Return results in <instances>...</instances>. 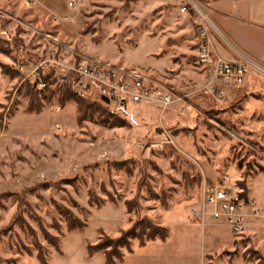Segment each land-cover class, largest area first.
I'll use <instances>...</instances> for the list:
<instances>
[{
    "label": "rangeland",
    "instance_id": "obj_1",
    "mask_svg": "<svg viewBox=\"0 0 264 264\" xmlns=\"http://www.w3.org/2000/svg\"><path fill=\"white\" fill-rule=\"evenodd\" d=\"M36 1L26 8L22 0H0V39H20L23 59L52 60L53 51L58 63L45 69L54 72L49 92L38 91L34 75L26 76L34 65L21 74L0 53V264L47 261L74 220L105 224L123 210L122 230L141 220L160 226L156 210L188 212L205 184H243L249 203L251 192L261 201L264 76L252 73L216 105L199 92L195 25L169 14V4L146 10L147 0H87L72 23L55 25L51 12L67 0ZM98 54L118 58L115 66L143 69L177 99L165 109L152 103L121 109L97 87L108 102L94 94L88 108L79 106L62 95L70 68ZM119 230L107 235L115 239ZM235 241L230 262L253 256L252 238L244 233Z\"/></svg>",
    "mask_w": 264,
    "mask_h": 264
},
{
    "label": "crops",
    "instance_id": "obj_2",
    "mask_svg": "<svg viewBox=\"0 0 264 264\" xmlns=\"http://www.w3.org/2000/svg\"><path fill=\"white\" fill-rule=\"evenodd\" d=\"M191 2L197 12L190 9L188 14H179L181 4ZM147 0L145 8L154 9L156 6L169 4V14L177 15L183 20L191 19L192 24L204 18L211 40V48L215 57L234 62L243 59L264 65V0ZM194 13L195 16H190ZM161 20V19H160ZM151 43H156V38L145 36ZM196 42V37L192 39ZM157 51H158V46ZM100 48V47H99ZM98 48V49H99ZM195 58L197 47L195 46ZM156 54V53H155ZM155 54H152L154 56ZM85 57V56H84ZM97 60L117 64L118 58L103 60L102 55L91 56ZM110 59V58H109ZM196 60V59H195ZM196 65V61L194 62ZM122 67L134 70L130 63ZM143 72V71H142ZM146 72V71H144ZM202 80L204 82V77ZM262 184L257 196L258 202L250 193L251 200L262 211L264 209V175L259 179ZM195 206H199L201 195ZM251 202V201H250ZM105 208V207H104ZM103 209V208H102ZM258 209V208H257ZM100 210V209H99ZM191 210V209H190ZM190 210L184 207H172L156 210L160 216V226L167 228L169 236L165 241H149L144 246L138 244L132 247L130 253H125L120 264H205V256L219 254L222 251H232L236 237L233 236L228 226L207 220L195 219ZM247 218L245 234L254 240V247L264 255V214H253L251 208H246ZM93 216V215H92ZM259 216V217H258ZM126 215L120 210V215L108 223H93L89 218L87 226L82 231H68L60 239V252H52L48 264H105L104 255L100 252L88 256L87 243L97 241L98 231L102 230L108 235H115L119 229L125 228ZM231 262L228 257L217 258L213 264H249L243 258Z\"/></svg>",
    "mask_w": 264,
    "mask_h": 264
},
{
    "label": "built area",
    "instance_id": "obj_3",
    "mask_svg": "<svg viewBox=\"0 0 264 264\" xmlns=\"http://www.w3.org/2000/svg\"><path fill=\"white\" fill-rule=\"evenodd\" d=\"M189 1V0H187ZM87 0H67L66 7L51 12V20L55 25L72 23L76 16L84 9ZM26 8H34L38 5L36 0H22ZM197 12V8L190 1L181 4L179 14H188L190 9ZM204 18L194 23L196 33V66L204 77L203 85L199 92L207 96L216 105L225 102L227 89H238L244 85L252 73L264 76V66L249 60L226 62L214 56L211 48V40L208 34ZM52 60L39 62L29 71L27 67H18L22 74L28 70L26 76L34 75L38 91L49 88L38 74L39 69L58 66L54 59L53 51L50 52ZM53 66V67H55ZM63 66V65H61ZM70 73L77 76V82L73 88L79 93H85L88 87H100L118 108H125L128 104H156L162 109L169 107L177 96L172 89L166 86L154 85L149 76L139 70L122 68L103 62L95 58L82 57L79 63L70 68ZM64 78H67L65 75ZM64 81V80H62ZM242 193L235 184H205L201 191L199 206L193 207L190 214L193 218L222 223L228 226L234 237L245 233L247 218L246 208L250 207L253 214L258 213L254 202L244 204L239 199Z\"/></svg>",
    "mask_w": 264,
    "mask_h": 264
},
{
    "label": "trees",
    "instance_id": "obj_4",
    "mask_svg": "<svg viewBox=\"0 0 264 264\" xmlns=\"http://www.w3.org/2000/svg\"><path fill=\"white\" fill-rule=\"evenodd\" d=\"M12 52H16V55L13 56L12 54L14 53ZM22 52H24V47L21 44L20 39L14 38L11 41L9 40L4 41L0 39V53H4V54L6 53L10 55L14 63H16L19 67H25L28 66L29 64L36 65L39 62H41L40 58L38 59L33 55H27L28 57H30L28 59L21 58ZM38 74L42 77L43 81H45L48 84L49 87L50 85L55 83V80L53 78V74H54L53 71H50L49 74H47L44 69H39ZM71 77L73 78L64 85V92L62 93V95L64 94L65 97L68 96L75 97L76 99H78L77 101L79 106H85L87 108L89 107L90 99L94 94L100 96V98L103 101L105 100L103 99V97H101L100 95L101 92H96L97 87L94 86L88 87L85 94L76 93L73 90V86L77 80V76L71 74ZM46 90L49 92V89ZM31 92L34 95H39L35 91L33 92L31 90ZM107 102L108 101H106V103ZM235 185L239 187L240 190L242 191V193L239 195V199L242 200L244 204H247L248 200L245 195L244 185L238 183ZM128 204L126 203V205ZM127 208H128L127 212H130L131 209L129 208V206H127ZM85 227H86V223L74 220L69 223L67 232L75 231V230L82 231L84 230ZM98 234H99V238L97 239V241L94 244L87 243L86 250L88 256H91L94 253H98V252L102 253L105 258V264H120L124 256V253L121 252V249L124 248L126 250L125 253H130L132 251V248L130 246L129 241L132 239L137 240L138 246L142 247L145 245L146 242L155 241V240L165 241L169 236V232L167 228L163 226H156L151 221H146V220H141L136 222L135 224H133L132 227H130L127 230H122V229L119 230V236L115 239H111L102 230H99ZM59 243L55 249L56 252H60ZM236 244H237L236 241H234V245ZM249 253H251L253 256L251 258L249 257V259L246 258L247 259L246 261L248 263L249 261H251L252 258L253 259L255 258V260L258 261L257 264H264V256L261 255L258 250H250ZM224 255H226L227 257H231L233 254L227 251H222L219 254H215L212 256H205L204 258L205 264H213L217 258H221ZM39 264H48V261H44L39 258Z\"/></svg>",
    "mask_w": 264,
    "mask_h": 264
}]
</instances>
